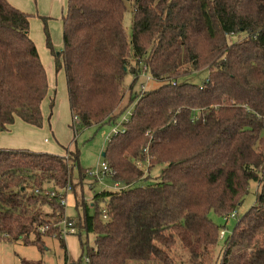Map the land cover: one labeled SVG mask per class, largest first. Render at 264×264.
<instances>
[{"label":"trees","instance_id":"16d2710c","mask_svg":"<svg viewBox=\"0 0 264 264\" xmlns=\"http://www.w3.org/2000/svg\"><path fill=\"white\" fill-rule=\"evenodd\" d=\"M62 21L61 51L47 26L46 46L64 70L72 128L115 126L129 91L131 117L103 153L106 176L128 188L103 190L95 212L84 205L83 216L67 218L61 191L74 186L76 168L86 176L79 152L0 149V242L44 253L43 237L55 234L67 264L56 226L66 218L87 236L71 264H264V0H67ZM203 70L201 85L182 81ZM145 72L162 85L136 93ZM49 89L30 15L0 0V132L16 119L41 128ZM251 182L256 203L227 234L210 214L231 216Z\"/></svg>","mask_w":264,"mask_h":264},{"label":"rangeland","instance_id":"374dc122","mask_svg":"<svg viewBox=\"0 0 264 264\" xmlns=\"http://www.w3.org/2000/svg\"><path fill=\"white\" fill-rule=\"evenodd\" d=\"M21 3L23 11L30 15V38L35 43L41 61L45 67L48 81L49 93L42 103L43 126L35 128L26 125L19 119H16L11 131L0 132V149L16 150L25 149L33 152L37 150L43 153L66 156L69 152H79V165L84 170L97 172V177L85 176L83 179L76 168L73 173V187L66 193L65 217L77 219L84 214V205L89 208L90 213L95 212V194L103 190H113L114 183L106 176L102 170L104 163L103 153L105 152L110 138L115 131L123 129V123L131 117L130 94L127 92L123 102L119 106L115 115H119L116 125L106 124L101 127H88L84 129L72 128V116L69 109L68 93L66 88L64 70L56 72L54 55L46 46V26L53 44L54 54L57 55L63 46V16L67 11V0H18ZM19 3V4H20ZM132 10L128 9L124 17V26L128 34H131ZM209 75L208 70H203L189 75L183 79L184 82H190L201 85ZM134 76L128 72L125 79L127 87L132 84ZM141 85H145L144 91L156 89L162 85V82L154 80L145 72L142 73L133 85V90L138 93L141 91ZM54 101V107L51 109V102ZM128 104L130 105L129 107ZM45 139L48 142H45ZM163 165L157 166L152 172V177H158ZM258 184L250 183V192L244 202L236 210V215L231 214L227 219L211 213V219L225 231L231 233L236 226L238 218H241L256 203V192ZM98 205L102 208L104 203L99 201ZM46 211L49 208H45ZM53 212V211H51ZM50 212V213H51ZM77 234V235H76ZM55 235V234H54ZM43 237L45 243L44 253H41L35 244H24L19 242H0V264H65V249L60 245L55 236ZM65 240L67 252L71 262L78 259L81 254V244L86 243L87 236L82 234L81 238L77 233L73 235H59ZM33 238V237H32ZM89 246L94 245V236H88ZM222 241H218L215 253L219 254ZM67 263V264H68ZM213 264H216L214 261Z\"/></svg>","mask_w":264,"mask_h":264},{"label":"built area","instance_id":"2783aa9c","mask_svg":"<svg viewBox=\"0 0 264 264\" xmlns=\"http://www.w3.org/2000/svg\"><path fill=\"white\" fill-rule=\"evenodd\" d=\"M144 90H145V85H141V92H144ZM118 132L119 131H115L114 134H117ZM138 165L140 167H143V165H141V163H138ZM102 170L104 171L105 174H106V172H109L107 166L104 163L102 165ZM86 175L87 176L97 177V172H94L92 170H86ZM70 188L71 187L68 186V187L65 188V190L67 191ZM127 188L128 187H123V186H121L118 183H114L113 190H115V191H121V190H125ZM37 193H38V191H37ZM61 193H63V192L61 191ZM43 195L49 196V198H53V197H55L57 195V192L56 191H51L49 193H43ZM60 204L66 206V198H61ZM233 215H236V212H234ZM56 226L60 230L61 234L62 235H65V236L66 235H73L77 231L76 228H75V226H74V223L71 222V221H69V220H67L66 218L63 219L60 223H57ZM47 229H48V226H43V227L39 228L38 231L41 234H45L46 231H47ZM224 235H225V231H222L221 232V238H223ZM86 262H88V260H86Z\"/></svg>","mask_w":264,"mask_h":264},{"label":"crops","instance_id":"0c3cea01","mask_svg":"<svg viewBox=\"0 0 264 264\" xmlns=\"http://www.w3.org/2000/svg\"><path fill=\"white\" fill-rule=\"evenodd\" d=\"M10 1V3L12 4V5H14L15 7H17V8H19V9H21L22 11L24 10V9H22L21 8V3L18 1V0H9ZM20 3V4H19ZM20 120V119H19ZM14 125V124H13ZM13 125L12 126H9V131H11V129H12V127H13ZM27 125V124H26ZM28 126H30V125H28ZM31 127H33V126H31ZM36 128V127H35ZM45 142H48V140L47 139H45ZM38 152H43V151H39V150H37ZM75 260V259H74Z\"/></svg>","mask_w":264,"mask_h":264}]
</instances>
